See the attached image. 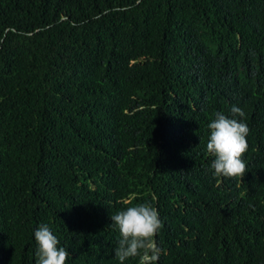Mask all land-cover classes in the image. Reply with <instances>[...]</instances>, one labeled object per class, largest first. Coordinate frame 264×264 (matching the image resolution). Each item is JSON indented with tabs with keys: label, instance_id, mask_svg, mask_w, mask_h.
<instances>
[{
	"label": "trees",
	"instance_id": "1",
	"mask_svg": "<svg viewBox=\"0 0 264 264\" xmlns=\"http://www.w3.org/2000/svg\"><path fill=\"white\" fill-rule=\"evenodd\" d=\"M234 105L246 173L215 177ZM143 203L157 264H264V0H0V264H36L42 224L120 264L111 215Z\"/></svg>",
	"mask_w": 264,
	"mask_h": 264
},
{
	"label": "clouds",
	"instance_id": "2",
	"mask_svg": "<svg viewBox=\"0 0 264 264\" xmlns=\"http://www.w3.org/2000/svg\"><path fill=\"white\" fill-rule=\"evenodd\" d=\"M232 117L217 112L208 125L210 136L207 152L215 157L211 168L215 177L236 178L246 173L243 155L248 149L249 128L242 120L241 108L233 106ZM120 239L115 249V256L120 264L129 258H138V264H157L160 249L155 241L163 222L158 210L149 203L127 206L111 215ZM38 245L36 264H66L69 252L59 246V240L46 224H42L34 233Z\"/></svg>",
	"mask_w": 264,
	"mask_h": 264
}]
</instances>
